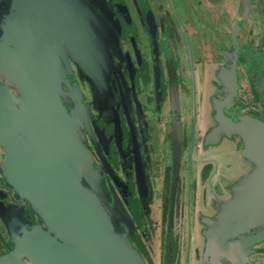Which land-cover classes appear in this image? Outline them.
<instances>
[{"label": "flooded vegetation", "instance_id": "af4514ba", "mask_svg": "<svg viewBox=\"0 0 264 264\" xmlns=\"http://www.w3.org/2000/svg\"><path fill=\"white\" fill-rule=\"evenodd\" d=\"M85 1L95 20H91L89 43L82 44L83 56L77 58L88 62H76L65 49L70 72L63 64L70 85V75L74 76L81 103L71 98L64 80L60 97L69 114L81 120L77 132L97 170L104 197L101 202L115 233L126 239L143 264H264V224L230 239L233 245L221 244L216 254L213 246L208 248L205 235L255 169L241 154L245 141L240 135L216 132L217 103L234 93L222 110L224 115L234 122L250 117L264 123V52L243 56L248 44L238 37L243 21H236L231 52L225 53L221 58L224 65L214 73L219 82L210 101L212 125H205L199 120L195 88L204 45L189 34L187 26L195 13L197 22H204L195 6L186 4L192 18L185 20L178 11V0H174L175 6L171 0ZM247 1L242 0L244 18L249 11ZM18 6L19 0H0V29L15 23ZM253 60L259 73L248 71ZM0 81L3 83L1 75ZM148 84L151 92L146 91ZM181 99L190 102L183 106ZM175 125L180 129V167L172 201ZM219 149H225L227 156L218 154ZM3 155L0 147V166ZM185 200L187 209L184 205L183 210ZM6 211L29 225L42 224L30 205L18 200L0 172V255L13 248L1 216ZM155 213L160 216L158 222Z\"/></svg>", "mask_w": 264, "mask_h": 264}, {"label": "water", "instance_id": "95a60500", "mask_svg": "<svg viewBox=\"0 0 264 264\" xmlns=\"http://www.w3.org/2000/svg\"><path fill=\"white\" fill-rule=\"evenodd\" d=\"M17 10L15 23L0 29V172L42 224L29 225L11 211L2 214L13 248L0 255V264H143L113 229L101 202L97 170L77 132L81 120L69 114L60 97L64 80L71 98L81 103L73 74L71 85L66 80L65 49L76 62L83 61L77 57L90 41L95 18L85 0H19ZM261 88L264 93V80ZM233 95L217 103L216 132L240 135L245 141L241 154L255 169L238 188V197L220 210L217 223H208L213 228L205 233L207 245L215 254L221 244L233 245L230 239L264 224V123L225 116L222 110ZM176 101L173 88L174 110ZM179 132L175 125L172 201L180 167Z\"/></svg>", "mask_w": 264, "mask_h": 264}, {"label": "crops", "instance_id": "0c3cea01", "mask_svg": "<svg viewBox=\"0 0 264 264\" xmlns=\"http://www.w3.org/2000/svg\"><path fill=\"white\" fill-rule=\"evenodd\" d=\"M257 2L261 4L259 0H249V11L246 18H244L245 12L242 0H178V4H180L179 9H183V7L186 6L185 8L188 10L189 7L186 4H191L195 6L198 18L204 20V22L201 23L197 22L195 13L193 16V23L188 21L189 23H187V26L189 34H191L198 43H202V45L205 46H202V48L204 47L203 50H201L202 48L200 49V53L204 55V58H202L203 61L201 60L197 65L195 79V88L197 89V111H199L201 115V119L199 118V120H201L200 122L205 123V125H207V122L208 125H212V121L209 118L210 101L215 98L213 87L216 82H219L217 77L214 76V73L216 74V72L220 70V67L224 65V63L221 62V58L226 57L225 53L231 52L232 45L230 40L236 21L239 22L241 20L243 21L242 24L244 23L239 30L238 37L240 41L245 43L248 42L247 45H249V42L255 43L258 40L260 33L258 15L260 13L259 10L261 11V6L259 4L257 5ZM262 4L264 7V2H262ZM204 9L206 13L203 11ZM181 17L185 18V20L192 18L186 15V13L181 15ZM207 25L210 26V28H208ZM248 30H250L251 37L248 36L247 38ZM262 48L264 52V45ZM249 55L251 56V52L247 48L243 56L248 57ZM181 57H183V59L186 57L185 51H182ZM210 71H212L213 75ZM180 75L185 78V75ZM205 87H208L209 90H206Z\"/></svg>", "mask_w": 264, "mask_h": 264}, {"label": "rangeland", "instance_id": "374dc122", "mask_svg": "<svg viewBox=\"0 0 264 264\" xmlns=\"http://www.w3.org/2000/svg\"><path fill=\"white\" fill-rule=\"evenodd\" d=\"M170 1V0H169ZM172 2H173V4H174V6H175V3H174V0H171ZM260 2H261V4H259L258 2H257V5L259 4L260 6H261V11L259 10V12H257V13H259V25H258V27L260 28V33H259V38H258V41H259V43L257 44L256 42L255 43H253V42H249V45H247V48L250 50V52L252 53V54H254V53H257V50L259 51V50H263V48H262V46L264 45V13H263V4H262V2H264V0H259ZM248 3H249V1H247ZM250 4V3H249ZM179 10V13L181 14V15H183V14H185L186 13V15H188V16H190V13L187 11V9L185 8V7H183V9H178ZM205 13H206V11H205V9L203 10ZM262 13V14H261ZM262 15V16H261ZM187 23H189V22H187ZM258 31V30H257ZM259 32V31H258ZM212 46V45H211ZM251 54V56L252 57H255L254 55H252ZM252 59H255V58H252ZM253 69H255V71H257L258 73L260 72V68H257V61L256 60H253V64L251 65L250 63H249V65H248V71H249V73H251L252 71H253ZM181 81H184V80H181ZM151 86V84H148V89H146V91L147 92H151V90H152V88H149ZM205 89L206 90H209V88L208 87H205ZM145 91V92H146ZM181 102H182V105L184 106L185 104H189V102H190V99H189V101H188V99H186V100H182L181 99ZM222 147H227L226 146V144L225 143H223V145H222ZM226 150L225 149H219L218 150V154L220 153L221 155H224L225 157L227 156V154H226ZM184 203L185 204H183V206H182V208H183V210H186L187 209V205H186V200L184 201ZM184 205H186V209H185V206ZM155 215L157 216V214L155 213ZM157 222L160 220V216H157ZM161 224V223H160ZM149 226H151L150 224H149ZM158 228H161V226H159ZM1 230V229H0ZM3 231L1 230V233H2ZM3 236H5L6 237V235L3 233ZM155 237H156V235H155ZM152 242L153 243H155L156 242V238H152ZM156 244H154L153 245V250H154V254H156Z\"/></svg>", "mask_w": 264, "mask_h": 264}]
</instances>
